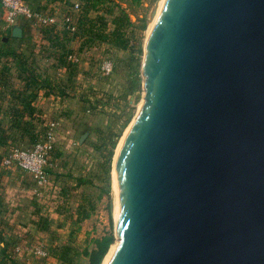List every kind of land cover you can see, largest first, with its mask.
Here are the masks:
<instances>
[{"label":"water","instance_id":"1","mask_svg":"<svg viewBox=\"0 0 264 264\" xmlns=\"http://www.w3.org/2000/svg\"><path fill=\"white\" fill-rule=\"evenodd\" d=\"M115 230L107 264H264V0H166Z\"/></svg>","mask_w":264,"mask_h":264},{"label":"crops","instance_id":"2","mask_svg":"<svg viewBox=\"0 0 264 264\" xmlns=\"http://www.w3.org/2000/svg\"><path fill=\"white\" fill-rule=\"evenodd\" d=\"M76 3L80 4L79 8ZM40 5L57 16V24L39 26L28 19H19L16 25L23 28V36L14 41L18 47L22 44L33 46L30 57L41 55L53 62L46 67L26 68V71L16 64L9 70V84L0 82V264H13L15 256H11V248L16 251V247L22 245L28 249L38 243L51 251L49 257L43 258L44 264H68L63 260L66 249L73 251L69 260L72 264H88L86 251L93 248L73 242L90 233L86 223L95 217L97 200H86L78 192L92 187L94 181L77 174L72 157L62 152L60 161L54 152L49 167L50 188L38 197L33 191L32 175L16 166H3L2 159L11 148L34 143L45 133L52 119L60 121V139L69 138L74 154L86 153L89 146L80 141L87 132L84 129L89 121L87 112L91 109L83 106L80 111H75L66 107L75 99L79 103L90 100L75 93L63 95L57 92L60 85L54 81L58 76L53 77L51 73L52 70L56 74L68 73L69 78L74 79L80 71L71 69L69 64L80 62L72 61L70 55L81 59L84 52H93L94 48L112 50L116 45L98 38L96 32L108 34L115 25L113 18L108 22L111 15L106 1L96 5L89 0H43ZM68 22L75 26L74 30L67 28ZM8 38L11 41L12 38ZM69 240H73L72 245L66 246Z\"/></svg>","mask_w":264,"mask_h":264},{"label":"rangeland","instance_id":"3","mask_svg":"<svg viewBox=\"0 0 264 264\" xmlns=\"http://www.w3.org/2000/svg\"><path fill=\"white\" fill-rule=\"evenodd\" d=\"M29 1L35 6H41L40 4L43 2V0ZM105 1L107 2L109 15H111L108 17V22L121 11L127 12L130 16L132 24L122 27L123 33L121 38L118 39L119 41L127 39V45H116L112 50L98 47L94 48L93 52H84L80 63L76 65L69 64L71 69L75 68L80 71L74 79H70L68 73L56 74L53 70L51 73L53 77L58 76V80L54 81L57 86L60 85L59 89L56 88L57 92L63 95L75 93L76 96L80 95L85 100H90V102L79 103L75 99L66 108L80 111L84 106L91 109L90 112H87L89 121L84 129L89 132L84 141L89 146L86 153L81 156L74 154L71 149V142L67 137H61L54 151L60 161L62 152L72 157V163L77 169V174H82L84 178L94 181L92 187H85L78 194L86 200L88 198L97 200V207L94 208V210L96 209L94 212L95 217L86 223V230L90 231L89 235L86 237L83 235L82 238L77 237L74 242L69 240L70 242L66 243V246L76 242V244L80 243L82 246L94 248L99 240L110 238L112 242L103 264L117 240L114 194L119 159L128 134L144 101L145 63L149 56L156 20H158L165 4L163 2L165 0H101L96 5H101ZM156 8L160 11L157 16L158 10ZM152 19L153 21H151ZM11 28L12 26L8 24L6 12L0 0L1 47L4 36L11 37ZM10 47L12 48H10V52L14 51L15 53L3 55L0 58V68L8 65L9 67L13 66L14 69L16 64H22L23 62H25L24 66L26 68L33 66L46 67L51 64L50 62H53V59H47L41 55L30 57L31 47H33L30 44H22L17 47V43L14 39H11ZM37 48H40V46H37ZM107 56L111 57L115 63V69L111 74H104L101 70V63ZM14 73L16 74L15 70ZM2 79L7 81L5 77ZM61 126L59 131H61ZM63 129H65L64 125ZM76 139L78 138L76 137ZM9 252H12L11 256H15L13 264H44V257L37 256L28 249L20 254L12 248ZM72 253V250L64 252L65 258L63 256V260L67 262L68 259H71Z\"/></svg>","mask_w":264,"mask_h":264},{"label":"built area","instance_id":"4","mask_svg":"<svg viewBox=\"0 0 264 264\" xmlns=\"http://www.w3.org/2000/svg\"><path fill=\"white\" fill-rule=\"evenodd\" d=\"M2 6L6 12V19L10 26L18 23L19 19H28L39 26H52L57 24V16L46 9L36 8L27 0H1ZM77 8L80 7L76 3ZM67 28L74 30L75 26L68 22ZM74 62H80V58L76 55H70ZM115 69L114 60L107 56L101 63V70L104 74H111ZM60 121L52 119L47 125V129L34 143L28 146H16L11 148L2 159L5 167H19L30 173L34 179V194L41 197L46 190L50 188L51 175L49 167L52 164V155L60 140ZM22 245L16 247L17 253L24 252ZM30 252L40 257H49L51 251L38 243L28 248Z\"/></svg>","mask_w":264,"mask_h":264},{"label":"trees","instance_id":"5","mask_svg":"<svg viewBox=\"0 0 264 264\" xmlns=\"http://www.w3.org/2000/svg\"><path fill=\"white\" fill-rule=\"evenodd\" d=\"M28 2H30V4H32L33 6H35L31 1L27 0ZM91 2V4H93V1H95L94 4L99 3L101 0H89ZM36 8H40L42 9V6H35ZM115 18L113 19V23L115 25L114 30L108 34H104L101 32H96V36L100 39H103L105 41H110L112 44L114 45H122V46H126L127 45V39H121L120 41L118 40L119 38H121V34L122 32V27L126 26V25H131V19L130 16L128 15L127 12L125 11H121L119 14H116L114 16ZM101 18H99L100 20ZM12 39H16V37H12ZM22 39V38H21ZM11 41L10 38H8V36H4V38L2 39V47L0 46V58L4 55H9V54H13L12 52H10V50L12 49L11 47ZM4 47V48H3ZM7 47V48H6ZM18 47V45H17ZM11 48V49H10ZM15 49V48H14ZM15 53V52H14ZM25 62H23L22 64H17L18 67H20L21 70L26 71V67L24 66ZM11 69V66L9 67L8 65L0 68V82L9 84L10 80H11V74L9 72V70ZM6 78L7 81H3L2 78ZM112 239L110 238H106L105 240H99L97 243V246L94 247L92 250L90 251H86V253L89 256V263L88 264H103L104 259L108 253V250L110 248ZM68 249H66L64 252L66 253ZM5 254L6 249L2 250ZM64 255V254H63ZM65 258V255H64ZM70 259L67 260L68 264H72L69 263L71 261H69Z\"/></svg>","mask_w":264,"mask_h":264},{"label":"bare ground","instance_id":"6","mask_svg":"<svg viewBox=\"0 0 264 264\" xmlns=\"http://www.w3.org/2000/svg\"><path fill=\"white\" fill-rule=\"evenodd\" d=\"M163 2H166V0L163 1ZM159 3H160V2H159ZM161 4H162V3H161ZM158 7H160V6H158ZM159 9H160V8H159ZM156 10H158V8H156ZM160 10H161V9H160ZM159 12H160V11L158 10V12H157L158 14L156 13V16L159 15ZM154 15H155V14H154ZM156 16H155V17H156ZM159 16H160V15H159ZM155 17H152V18L154 19ZM156 18H157V17H156ZM153 19H152L151 21H153ZM155 20H156V19H155ZM155 20H154V21H155ZM156 21H157V20H156ZM155 26H156V24H155ZM152 28H153V27H152ZM151 31H152V30H151ZM150 33H151V32H150ZM148 48H149V46H148ZM128 135H129V134H128ZM118 150H119V149H118ZM115 158H116V157H115ZM116 159H117V158H116ZM116 159H115V162H116ZM115 162H114V163H115ZM114 167H115V165H114ZM113 173H114V172H113ZM115 173H116V172H115ZM113 191H114V190H113ZM114 195H115V194H114ZM113 249H114V247H113ZM113 249H112V251H113ZM112 251H111V253H112ZM111 253L109 254L108 258L105 260V263H104V264H107L108 259L110 258Z\"/></svg>","mask_w":264,"mask_h":264}]
</instances>
